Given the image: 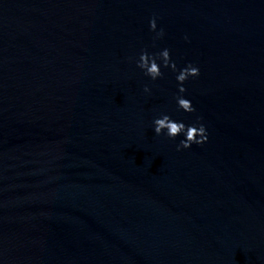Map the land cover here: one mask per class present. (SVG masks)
I'll return each mask as SVG.
<instances>
[{
  "label": "water",
  "instance_id": "water-1",
  "mask_svg": "<svg viewBox=\"0 0 264 264\" xmlns=\"http://www.w3.org/2000/svg\"><path fill=\"white\" fill-rule=\"evenodd\" d=\"M163 47L195 113L136 67ZM0 264H264V0H0Z\"/></svg>",
  "mask_w": 264,
  "mask_h": 264
},
{
  "label": "clouds",
  "instance_id": "clouds-1",
  "mask_svg": "<svg viewBox=\"0 0 264 264\" xmlns=\"http://www.w3.org/2000/svg\"><path fill=\"white\" fill-rule=\"evenodd\" d=\"M149 30L154 33L153 47H155V41L165 35V30L158 27L156 16L149 20ZM184 38L188 39L187 36ZM135 64L150 81L163 78L164 70L170 69L176 81L177 90L173 95L176 109L184 113L196 112L192 99L186 95V82L200 75V67L197 64L187 62L183 66H178L168 47L160 48L157 51H149L147 48L141 50L135 57ZM151 91L149 84H145L143 92L150 94ZM152 128L156 135H163L170 140L180 137L176 144L177 151L191 148L194 144L203 145L209 138L208 129L202 122V117L197 116L191 123H186L184 120L174 118L171 113L165 110L159 111L153 117Z\"/></svg>",
  "mask_w": 264,
  "mask_h": 264
}]
</instances>
